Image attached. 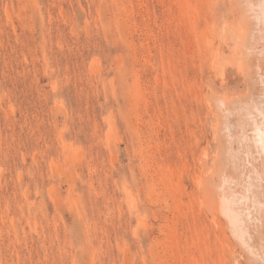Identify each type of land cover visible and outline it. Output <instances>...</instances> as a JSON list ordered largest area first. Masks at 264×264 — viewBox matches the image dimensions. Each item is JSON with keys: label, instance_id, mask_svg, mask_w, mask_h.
<instances>
[{"label": "rangeland", "instance_id": "374dc122", "mask_svg": "<svg viewBox=\"0 0 264 264\" xmlns=\"http://www.w3.org/2000/svg\"><path fill=\"white\" fill-rule=\"evenodd\" d=\"M204 1L0 0V264L245 263L193 179L247 93Z\"/></svg>", "mask_w": 264, "mask_h": 264}, {"label": "bare ground", "instance_id": "6f19581e", "mask_svg": "<svg viewBox=\"0 0 264 264\" xmlns=\"http://www.w3.org/2000/svg\"><path fill=\"white\" fill-rule=\"evenodd\" d=\"M216 1L219 0L204 2L211 7ZM220 1L228 2L231 6L237 25L229 24L221 30L222 42L227 45L229 53L209 43L207 59L210 68L220 76L221 62L235 67L247 81V93L233 97L212 89L205 92L206 105L216 118L214 126L211 125L212 136L218 142L214 158L216 166L204 167L193 179L200 205L208 209L211 222L214 225L222 224L227 230L244 255V264H258L264 239V148L260 147L259 135L261 123H264L260 112V108L264 107V26L258 19L261 0H248L254 5L249 18H244L236 7L238 0ZM245 239L255 254H250L242 246Z\"/></svg>", "mask_w": 264, "mask_h": 264}, {"label": "snow or ice", "instance_id": "6c2138e0", "mask_svg": "<svg viewBox=\"0 0 264 264\" xmlns=\"http://www.w3.org/2000/svg\"><path fill=\"white\" fill-rule=\"evenodd\" d=\"M236 7H238L241 10L242 16L244 18H249L251 15V12L254 10V5L250 4L248 0H238ZM259 9L260 11H259L258 19H259L260 24L264 26V0H261ZM262 104H264V98H262ZM260 112H261V121L264 122V107L260 108ZM259 135H260V147L264 148V123H261ZM262 212H264V206H262ZM242 246L247 251H249L250 254H255V250L250 248L247 242V239H245ZM253 264H257V262H253ZM258 264H264V239H262L260 259L258 261Z\"/></svg>", "mask_w": 264, "mask_h": 264}]
</instances>
